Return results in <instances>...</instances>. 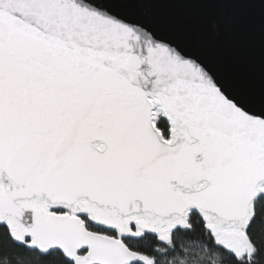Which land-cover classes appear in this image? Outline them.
<instances>
[{"label": "snow or ice", "instance_id": "snow-or-ice-1", "mask_svg": "<svg viewBox=\"0 0 264 264\" xmlns=\"http://www.w3.org/2000/svg\"><path fill=\"white\" fill-rule=\"evenodd\" d=\"M156 15L0 0V264H264V103Z\"/></svg>", "mask_w": 264, "mask_h": 264}, {"label": "water", "instance_id": "water-1", "mask_svg": "<svg viewBox=\"0 0 264 264\" xmlns=\"http://www.w3.org/2000/svg\"><path fill=\"white\" fill-rule=\"evenodd\" d=\"M111 4L141 0H106ZM237 103H264V0H147Z\"/></svg>", "mask_w": 264, "mask_h": 264}]
</instances>
